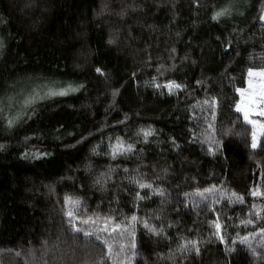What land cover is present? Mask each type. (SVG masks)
<instances>
[{
  "label": "trees",
  "instance_id": "16d2710c",
  "mask_svg": "<svg viewBox=\"0 0 264 264\" xmlns=\"http://www.w3.org/2000/svg\"><path fill=\"white\" fill-rule=\"evenodd\" d=\"M129 5L139 7L133 11ZM198 5L194 0H0V144L5 145L0 264H94L100 258V245L85 248L67 231L61 213L65 195L81 198V214L111 213L123 220L135 213L162 228L156 236L143 224L133 225L134 264H264L259 235L264 199L245 195L253 187L264 190V150L248 146L250 132L234 108L240 100L235 89L248 86L247 68L264 67V0H198ZM223 7L231 8L230 16L213 20ZM122 9H127L123 17ZM109 38L116 43L109 45ZM160 65L163 75L157 72ZM153 80L187 87L160 95L149 86ZM53 82L85 87L33 104L34 112L23 103L11 105L14 96ZM213 95L221 104L215 133L208 129L205 118L211 117L203 104ZM24 112L30 118L8 130L7 119ZM148 128L155 133L145 143L137 133ZM224 128L240 135L223 137L222 152L211 155L207 144L192 142L220 138ZM116 137L134 150L113 160L105 153ZM35 152L50 155L38 159ZM97 178L106 181L105 190L94 184ZM139 179L165 195L137 201L135 191L141 190L133 180ZM205 188L212 191L201 196ZM232 192L244 195L245 203L236 202ZM250 208L259 216L249 217ZM247 218L253 223H241ZM100 235L116 249L130 238ZM245 238L256 255L241 243Z\"/></svg>",
  "mask_w": 264,
  "mask_h": 264
},
{
  "label": "snow or ice",
  "instance_id": "6c2138e0",
  "mask_svg": "<svg viewBox=\"0 0 264 264\" xmlns=\"http://www.w3.org/2000/svg\"><path fill=\"white\" fill-rule=\"evenodd\" d=\"M194 3H197V6H199L198 0H194ZM107 7V3L103 4L101 7V13H103V11L107 9ZM129 7H131L133 11H136L137 7L139 6L129 5ZM126 14L127 9H122L118 13V15H120L121 17L125 16ZM230 14L231 8L223 7L221 8V10L214 12L211 18L215 21H219L221 18H228ZM260 19H264V16H261ZM129 35L131 34L129 33ZM107 43L109 45H112L116 43V39L109 38ZM3 47L4 41L0 40V49H2ZM229 47H231L230 42ZM175 51V48L171 49V52L174 53ZM237 55H239V53H237ZM172 67L175 68V65H173ZM162 68H164V65H160V67L157 68V72L161 75H163V72H161ZM95 71L97 73H100L101 76L104 75L103 71L99 67H97ZM247 82V88L235 89V91L240 94V100L234 104V108L235 112L242 114V127L245 128V131L250 132V143L248 144V146L253 150L257 148L264 150V67L249 66L247 68ZM148 83L149 86H154V89L160 95H175L178 92L183 91L187 87L186 85L178 83L175 80H168L164 84L156 83L155 80ZM197 83L201 84L204 82L197 81ZM84 87L85 86L83 84H78L74 86L72 83L56 84L55 82H53L52 84H44L39 88V90L34 89L33 93H30L29 98H26L23 101V104L25 108L31 109V111L34 112L35 109L32 106L37 98L47 99L57 96H66L70 93L80 91ZM118 94L119 88L113 89V97L115 98V96H117ZM203 104L208 105V111L211 117L210 120L205 118L207 120L208 129L215 133L216 127L214 122L216 120L218 110L221 108L219 99L215 95L211 97H206L203 101ZM0 111H2V109H0ZM25 118H30L28 116V112H24L23 116L17 114L14 117L8 118L7 129L11 130L12 128L16 127L18 123L23 122ZM128 119L129 117L126 113L124 116V121ZM124 121H119V123H124ZM234 123L235 122H233V124ZM247 126H250V128ZM154 133L155 129L148 128L140 129L137 135L142 134L144 142L147 143L148 138L150 136H153ZM89 135H91V133ZM229 135H240V133L238 131L234 132L233 128H224L223 131L220 133V138L212 136L206 137L204 140H200L199 137H194L192 142L196 143L199 141L202 145L207 144L208 147L206 148V151L211 155H215L216 152H222V149L224 147L222 138ZM28 139V137H25L26 141ZM81 139L83 140L86 138L82 137ZM111 139L112 138L109 137V141H111ZM116 141L117 142L115 145H110L111 150L105 153L109 155L113 160H115L118 156L126 155L127 153H130L134 150V145L131 143H127L123 138L116 137ZM171 143L175 148L180 147L175 139H173ZM4 148L5 145L0 144V151H3ZM92 151L94 154H99L96 152L95 147L92 149ZM32 155L35 158L41 159L47 157L48 155H50V153L35 152ZM25 158H28L27 153H25ZM109 171H111V169H109ZM125 171H127V169H125ZM105 183L106 181H101L99 178L94 181V184L100 185L101 190H105ZM133 183H135L138 189H140L141 191L144 189L148 190L144 192L143 195H141V191H135V199L137 201L150 199L151 195H158L161 197L165 195V191L163 189H160L158 186L154 187L152 183L146 182L143 179L133 180ZM46 187H48L50 192L54 191L52 185H47ZM214 187L215 186H213V188ZM209 191H212V189L205 188L203 189V192H200L199 194L203 196L204 192ZM231 195L236 197V202L240 204L245 203L244 195H241L237 192H232ZM245 195H250L253 198L260 197L264 199V190H260L257 187H253L250 190H246ZM229 202L231 203L232 201L229 200ZM117 203H119V201H117ZM63 205L64 207L61 209V213L62 216L66 218V229L69 233L72 234L73 241H79L85 248L89 246L93 248L97 247L98 245L101 246L100 258L95 261L94 264H107V261H111L112 264H134L135 256L137 255V252L135 251L137 245L135 242V227L133 226L134 224H143L144 229L152 235L160 236L163 234L162 228H156L155 226L150 225L147 220L139 218L135 213H131L130 215L124 216L123 220H118L111 213L102 218L96 216V214H93L92 216L81 214L78 210L83 207V204L79 196L65 195L63 199ZM133 206L138 208V204L134 203ZM252 207H254V205H252ZM262 211H264V209H262ZM253 216H259V213H253L250 208L249 217ZM97 220L100 221L99 225L97 224ZM241 223L251 224L253 223V219L247 218L245 220H242ZM214 224L217 229V233H219V230L221 228V225L219 223V216H217L216 221H214ZM128 228H131L132 231L127 232ZM101 233H107L109 237L113 233H115L117 236L128 235L130 238L127 243L121 242L119 248L116 249L114 243L109 238L101 239ZM259 235L264 236V227L260 228ZM81 237H83V240H81ZM220 239L223 242L222 236L220 237ZM241 243L246 244L247 247L252 251L253 255L257 254L256 249L252 246L251 243L248 242L247 238L243 239ZM44 244L46 246L47 241H45ZM260 246L264 248V241L261 242ZM181 248L185 251L187 250L184 246H181ZM194 250L196 254H199L198 247H194ZM16 255L19 256L20 253H16ZM45 264H47L46 261ZM84 264H87V261H85Z\"/></svg>",
  "mask_w": 264,
  "mask_h": 264
},
{
  "label": "rangeland",
  "instance_id": "374dc122",
  "mask_svg": "<svg viewBox=\"0 0 264 264\" xmlns=\"http://www.w3.org/2000/svg\"><path fill=\"white\" fill-rule=\"evenodd\" d=\"M263 16H264V15H263ZM41 86H42V85H41ZM41 86H39V87H34V88H31V89H28V90L22 92L21 94L14 96V98L10 100L11 105L14 106V105H18V104H20V103H23V101H24L26 98H29L30 93H33V90H34V89H35V90H39V88H40ZM247 87H248V86H247ZM26 96H27V97H26ZM239 96H240V94H239ZM44 100H45V99H38V98H37V99L35 100L34 104H36V103H40V102H42V101H44Z\"/></svg>",
  "mask_w": 264,
  "mask_h": 264
}]
</instances>
